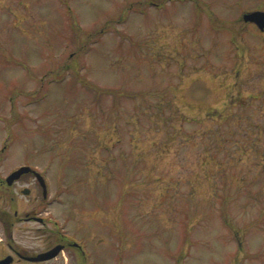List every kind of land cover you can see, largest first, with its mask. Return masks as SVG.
<instances>
[{"label":"rangeland","instance_id":"374dc122","mask_svg":"<svg viewBox=\"0 0 264 264\" xmlns=\"http://www.w3.org/2000/svg\"><path fill=\"white\" fill-rule=\"evenodd\" d=\"M170 1L0 0V177L49 190L0 206L90 264H264V0Z\"/></svg>","mask_w":264,"mask_h":264},{"label":"flooded vegetation","instance_id":"af4514ba","mask_svg":"<svg viewBox=\"0 0 264 264\" xmlns=\"http://www.w3.org/2000/svg\"><path fill=\"white\" fill-rule=\"evenodd\" d=\"M243 25L254 26L257 32L262 34L264 41V28L260 29L253 22L244 21ZM228 98H230V103H233L231 97ZM228 108L231 109V107ZM22 165L29 164H19L8 171L3 178L0 177V190L5 192V197L10 194V201L12 200L15 203L19 200L13 194L18 193L30 196L32 193L38 192L36 199L40 196V199L47 201L48 195L43 196V188L32 169V171L21 174L11 184L7 183L5 178ZM31 167L36 170L35 166ZM48 191L47 187V194ZM15 203L13 206H0L1 264H66L68 257L74 259V264H90L89 258L93 256V251L88 241L77 239L74 234L60 228L56 221L50 223V218L44 215L40 216L41 212L37 206H32L29 210H23L16 207ZM25 231L33 233V236L23 240L20 237L24 236ZM57 246H60V249L54 257L44 260L37 259L41 254L47 253Z\"/></svg>","mask_w":264,"mask_h":264},{"label":"water","instance_id":"95a60500","mask_svg":"<svg viewBox=\"0 0 264 264\" xmlns=\"http://www.w3.org/2000/svg\"><path fill=\"white\" fill-rule=\"evenodd\" d=\"M243 20L248 21V22H253V23L257 24L260 29H263L264 28V11L256 10V11L246 12L243 14ZM29 169L30 168L28 166H22V167L18 168L17 170L13 171L7 177V179H6L7 183L11 184L13 182V180L17 179L21 174L29 171ZM35 174H36V177H37L38 181L40 182L41 186L43 187V194L45 196L46 195L45 182H44V180L40 174H38L36 172H35ZM57 249H55L51 253H46V254L41 255L39 258L41 259V258L52 257L56 254Z\"/></svg>","mask_w":264,"mask_h":264}]
</instances>
